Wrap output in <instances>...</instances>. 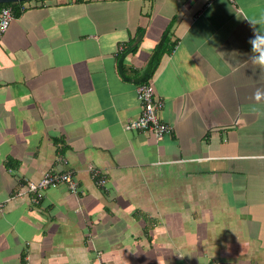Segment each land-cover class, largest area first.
Here are the masks:
<instances>
[{
  "label": "crops",
  "instance_id": "obj_1",
  "mask_svg": "<svg viewBox=\"0 0 264 264\" xmlns=\"http://www.w3.org/2000/svg\"><path fill=\"white\" fill-rule=\"evenodd\" d=\"M39 1L0 39V264H264V0ZM164 34L155 141L124 127ZM46 172L77 192L15 197Z\"/></svg>",
  "mask_w": 264,
  "mask_h": 264
},
{
  "label": "built area",
  "instance_id": "obj_2",
  "mask_svg": "<svg viewBox=\"0 0 264 264\" xmlns=\"http://www.w3.org/2000/svg\"><path fill=\"white\" fill-rule=\"evenodd\" d=\"M13 16L10 7L0 9V39L8 29ZM136 95L140 106V114L129 120L124 127L125 131L147 132L151 134L155 141L161 140L163 136L171 132V127L162 122L159 117L163 102L155 96L152 82L138 84ZM89 172L97 187L102 188L105 186L106 179L99 170L89 169ZM60 184H65L71 193L77 192V182L71 173L46 172L37 181L26 183L24 188L16 193L15 197L28 196L32 203L39 204L46 189L55 188Z\"/></svg>",
  "mask_w": 264,
  "mask_h": 264
},
{
  "label": "trees",
  "instance_id": "obj_3",
  "mask_svg": "<svg viewBox=\"0 0 264 264\" xmlns=\"http://www.w3.org/2000/svg\"><path fill=\"white\" fill-rule=\"evenodd\" d=\"M39 2H43V0L39 1ZM18 3H10V4H2L0 5L1 7H14L16 6ZM21 4V3H19ZM141 36H142V32H137L136 34V37L134 39V43H133V46L131 47V52H134L138 46V44L140 43V40H141ZM174 47V45L170 44L169 43V39H168V36L167 34H164L160 41L158 42V44L156 45L154 51H153V54L151 56V58L149 59L148 61V64H147V67L146 69L143 71L142 75L141 76H138V82L139 84L141 83H148L151 79H152V76L159 64V60L161 58V56L163 54H165L166 52H168L169 50H172ZM122 56L119 58L118 60V69H119V72L120 74L124 77V78H128L125 76L126 74V69L124 68V65L122 63ZM133 77L134 76H137L136 74L137 73H134L133 72ZM7 166H11V161H9L7 164Z\"/></svg>",
  "mask_w": 264,
  "mask_h": 264
},
{
  "label": "clouds",
  "instance_id": "obj_4",
  "mask_svg": "<svg viewBox=\"0 0 264 264\" xmlns=\"http://www.w3.org/2000/svg\"><path fill=\"white\" fill-rule=\"evenodd\" d=\"M257 41H264V35L258 34L257 31L254 29V38L250 40L253 52V55L250 59L254 64H258L261 66V68H264V51H261L260 48L257 46ZM262 95H264V93H262L258 89L257 92L254 94V97L256 99H259Z\"/></svg>",
  "mask_w": 264,
  "mask_h": 264
},
{
  "label": "water",
  "instance_id": "obj_5",
  "mask_svg": "<svg viewBox=\"0 0 264 264\" xmlns=\"http://www.w3.org/2000/svg\"><path fill=\"white\" fill-rule=\"evenodd\" d=\"M34 0H0V4H10V3H18V2H29Z\"/></svg>",
  "mask_w": 264,
  "mask_h": 264
}]
</instances>
